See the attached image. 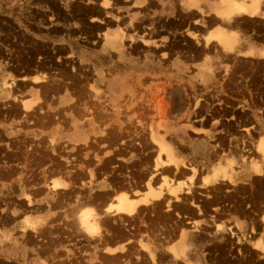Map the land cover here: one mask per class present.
<instances>
[{"label": "crops", "instance_id": "crops-1", "mask_svg": "<svg viewBox=\"0 0 264 264\" xmlns=\"http://www.w3.org/2000/svg\"><path fill=\"white\" fill-rule=\"evenodd\" d=\"M137 28L140 31L138 37L135 34ZM124 31L125 38L122 37ZM143 36L144 41L150 44L142 43ZM185 40L192 46V51L180 48L179 43ZM136 45L146 49L142 55V77H153L152 67L159 68V76L168 83L175 82L174 77L179 79L185 76L179 82L190 87H206L207 91L202 93L203 95L212 91V96L209 95L215 101L210 107L204 108L205 115L208 116L210 112L219 116L222 113L228 115L219 122L212 118H198V121L191 123L194 131L188 127L190 125L182 122L166 124L165 131L160 136L166 143L168 137L176 138L184 151L176 150L174 154L171 151L174 160L179 163V171L176 172L173 166H168L162 168L155 178L158 176L161 182L164 172V175L168 174L166 176L175 179L174 183L187 181L192 172L184 170L183 165L197 167L198 173L193 177V183L196 184L194 188L208 192L215 185L227 186L231 191L237 188L249 190L250 181L264 177V171H261V168L264 169V162L260 160L255 164V159L251 161V157L243 162V153L237 149L238 145L234 140L237 137H234L233 132L247 138L246 130L251 129L253 123H246L243 118L240 121L230 118L232 115L243 117L244 114H249L259 117L260 113L264 114V97L251 89L252 84L263 81L247 74L250 66L264 64V0H0V264H49L48 260H51L52 254L55 255L57 251L48 250L46 245L49 242L41 240L39 235L35 234L42 228L38 223H49L50 220L63 218L64 223L75 227V214L77 216L80 209L86 208L83 207L86 204L92 203L89 207L95 206L94 209H101V212L103 207L113 202V198L120 194L119 191L124 190L127 193L129 190L128 193L130 196L132 194V197H135L133 192L136 191L146 193V186L142 187L146 182L144 178L148 179L152 174L151 162L156 156L146 161L145 167L141 168L143 170L139 169L133 177L135 169H132V166L144 157L140 159L127 155L125 158H117L118 167L130 170V175L114 179L110 174L105 176L97 172L96 177L91 178L87 169L84 172L71 169V166L62 161L66 155L71 158V147L85 146L91 134L101 130V119L92 117L96 111L91 112L92 110L82 102L77 105V98L81 96L74 93L71 86L72 65L81 71H94L93 84L100 89L101 97L115 101L120 98L119 84L125 79L126 82L134 80V70L139 64ZM121 65L132 69L124 77L120 75ZM237 69L243 71L235 72ZM226 71L229 72L228 75ZM188 95L193 97L192 89ZM183 99L186 97L183 96ZM193 108L192 106L188 115L196 114ZM255 128L261 132L264 126ZM200 129L202 132H199ZM227 130L231 134L226 133ZM189 132L194 136L199 135L200 138L190 139ZM215 138L225 140L228 152H225L224 156L211 144L210 141ZM51 139L59 149V156L54 159L52 165L36 167V164H32L28 167L32 162L18 152L21 145L23 147L39 141L49 142ZM166 143L163 141L169 149ZM256 143V149L260 148L264 144V138L258 136ZM61 151L64 157L60 156ZM261 155L264 158V154ZM102 157L108 159L107 156H101V160ZM162 159L165 157L162 156ZM78 174L81 176H77ZM62 177L66 179L67 184L69 182L66 191L51 190L52 181L63 180ZM155 178L153 183L158 180ZM204 180L208 184L204 183ZM231 180L234 182H230ZM160 182L158 180L157 184ZM184 183L188 185V181ZM89 190L90 194L87 192ZM74 192L81 193V200L76 199L72 194ZM196 200L207 202L206 199ZM52 202L55 205L57 203V208ZM100 202L101 205H98ZM79 203L83 206L80 207ZM172 205L178 206L173 201ZM189 205L183 209L181 217L176 216L175 212L170 214L175 227L161 226V229L151 233L155 242L162 245L163 251L171 259L169 248L178 251L177 261L189 259V250L192 247L190 245L203 231L213 228L215 233L220 234L216 224H212V218H219L220 214H212V207L208 213L201 214L196 207ZM49 206L54 208L50 210ZM74 207H78L77 211ZM240 210L243 218L248 220L254 215H259L264 228V189L251 201H246L244 209L241 207ZM243 210H247L248 214ZM69 213L72 216L69 217ZM27 219L38 224V230L28 226ZM243 222L244 220L240 221L241 227ZM217 225L223 228V224ZM228 229L230 228H227V231ZM182 230L186 232L183 238L180 236ZM159 232L161 235L158 236ZM136 234L138 235H133L134 239L125 241L127 243L117 239L104 242L101 252H104L106 246H110L111 249H116V254L111 257L102 254L116 260L125 254L120 252L124 246L128 249V246H139L140 242L152 246V239L150 241L144 234ZM252 234L254 230L250 228V233L242 240L247 242ZM41 241L48 244L44 245ZM82 245L81 239L78 240L74 243L72 251L82 249ZM254 245L253 248L264 256L261 250L264 249V243L255 242ZM146 254L149 258L148 253ZM82 256L80 253L79 258ZM198 259L200 258L197 257Z\"/></svg>", "mask_w": 264, "mask_h": 264}, {"label": "rangeland", "instance_id": "rangeland-1", "mask_svg": "<svg viewBox=\"0 0 264 264\" xmlns=\"http://www.w3.org/2000/svg\"><path fill=\"white\" fill-rule=\"evenodd\" d=\"M106 3L107 5H110L108 2ZM122 33H123L122 37L125 38L126 31ZM139 33H140L139 29L138 28L135 29V34L137 37ZM144 38L145 37L143 36L141 39L142 43L145 45L150 44L149 42L144 41ZM179 46L184 51L193 50L190 43H188L186 40L182 43H179ZM135 50L137 51L136 55H137V59L139 60V64L138 66L135 67L134 70V80H130V82H126L125 79L124 82H121L119 84L120 98L115 101H108L104 99V97H101L100 89H98V87H95V85L93 84V79L95 77L94 71L90 69H88L87 71L84 70L81 71L74 64L71 67L70 81H71V86L73 88V92L81 96V98H77V105L79 106V104L82 102L85 106H87L90 110H92L91 112L96 111L95 116L92 115V117L101 119L99 124V128L101 130L93 132L91 134L90 140L85 144V146L81 148L79 147L77 148L74 146L71 147L72 149L71 158L68 155H66L65 159L63 160L64 163L66 162H67L66 164L69 163L68 166H71V169H79L80 171H85L87 169L88 173L92 175L91 178L95 177L94 174L95 172L101 173L105 176L111 174L112 179H114V177H119L120 175L121 177L123 175H130L129 174L130 170L126 171V168L118 167L119 165L116 163L117 158H125L127 155H130L132 157H137L140 159L144 157L143 158L144 161L143 160L142 162L139 161L136 165L132 166V169L133 168L135 169L132 175L135 176L136 172H138L139 169L143 170L141 168L145 167V161H150L153 156H157L156 153L158 150L157 147L158 145L156 143H158V141H160L161 139H163V141L166 143L164 138L160 136L163 135L166 124H170V123L176 124L178 122H182L190 125L188 127L193 129L191 123L198 121L197 120L198 118H204V119L212 118L214 120H218L217 122H219L223 117H228V115H225L224 113H222L220 116L214 115L212 112H210L208 116L205 115L203 113L204 108L210 107V104H212L215 101L213 100V98H211L212 91H210L206 95H203L202 93L207 91L206 87L198 86V85H196V87H190L187 84H183L182 82H179L180 80H183L185 76L179 79L174 77L173 80L175 82L168 83L163 77L159 76L160 73L158 70L160 69L152 67L153 73L155 72L154 74L152 73L153 77H149V76L142 77L144 72V66H143L144 59L142 60V55L144 54L146 49H144L143 46L136 45ZM226 69L228 70V67H226ZM131 70H132L131 68L127 69V67H123L121 65L120 68L121 77L128 75ZM66 71H68V69H66ZM238 71H243V69H237L235 72ZM226 74L228 75L229 72H227ZM247 74H249L250 76L254 77L257 80L261 79L263 81V82H258L257 84L255 83L252 84L251 89L257 91L258 94L264 97V64L258 63L257 65L250 66L247 69ZM224 87L227 86L224 85ZM106 88L107 87H105V89ZM48 89L49 87L47 88V91ZM190 89H192L193 97L188 95ZM209 94H211V96ZM183 96L186 97V99H183ZM192 106L194 107L193 109L194 112H196V114L188 115L189 112L191 111ZM230 118L232 120H237V121H240V119L243 118V121H245L246 123H253V126L250 127L251 129L246 130L247 138L244 136L242 137L240 133L233 132L234 137H237L236 139H234L238 145L237 149H240L241 152L243 153V158H242L243 162L247 161L248 157H251V161L255 159L254 162L255 164L257 161L260 160L264 162V158L261 155L260 149L259 148L256 149L257 137L261 136L262 139L264 138V129L261 130V132H259L256 131L257 128H255L256 126H259L260 128L264 126V114L260 113L259 117H253L249 114H244L243 117L232 115ZM199 132H202V130L200 129ZM226 133L231 134V132L228 130ZM192 135H193L192 133L189 134L190 139L200 138L199 135L197 136L194 135L192 136ZM154 139H157L158 141L155 142ZM167 142L168 143L166 144L170 147L169 148L170 153L172 151V154H174L176 150L184 151L183 147L179 145L178 140L176 138L168 137ZM210 142L212 145H215L218 152H221V156H224L225 155L224 153L228 152L225 147L224 139L215 138ZM53 145L56 146V142L52 139L49 140V142L39 141L36 144L32 143L31 145H26L28 147L24 146L23 148L21 146L20 153L21 155L23 154L25 158H27V155L29 154L30 157L28 156V159L32 160L31 161L32 163L35 162V164L39 162L38 164H36L38 165V167L49 166L52 165L54 159L59 156L57 152L58 149ZM38 151L40 153H38ZM62 153L63 152L61 151L60 156L64 157ZM172 154L171 156L173 157ZM51 155L54 158L53 157L49 158L51 157ZM36 156L40 157V158L37 157L38 158L37 162L35 160ZM101 156H107L108 159L102 157L103 159L101 160ZM160 156L162 158V156L164 155L160 154ZM32 158L34 159V161ZM42 159L43 161L45 159L44 163L43 161H38ZM86 160L88 162H86ZM107 160L108 162H106ZM106 164L107 166L109 165L110 167L109 166L107 167ZM196 169L198 168L196 167ZM99 170H101V172ZM154 170L156 171V169H154L153 167V171ZM235 170L237 171L238 169L235 168ZM153 171H151L152 174H155V171L154 172ZM175 171L177 172L179 171V169ZM261 171H264V169L261 168ZM118 172L121 173L119 174ZM161 177H166V176H161ZM230 182L233 183L234 181L231 180ZM156 183H153V186H157ZM195 185L196 184L193 183V186ZM161 186L165 187L164 182L161 183ZM263 189H264V177L258 180L250 181L249 190L247 189L242 190L237 188L234 191H231L229 187L222 185L221 186L215 185V187L210 189L208 192H201L198 188H193L192 196H187V195L181 196L180 198L182 199V202L184 204L183 203L178 204V206H176L177 208L175 207L174 209H172V212H166V210L164 211V209H166L165 207L166 203L164 201V206H163V202H161L154 205V209L153 206L147 207L145 209L144 208L141 209L138 216L139 217L141 215L142 216L140 218L137 217L138 219L137 218L133 219V221L127 218H125L124 220H114V218L106 219L104 221L105 223L104 222L102 223L103 224L102 227H104L103 228L104 231L105 232L108 231L106 232V236L104 240L110 241V239L111 240L121 239L122 242H125L126 240L124 241V238L127 240L129 239V237L130 239H134L133 235H135V233L142 232L141 234H144L147 240L150 241L151 239L153 240L150 243L152 246L147 244L144 245H146L149 248L150 252L155 256L157 260L156 264H201V263L202 264H264L263 261L264 257H262V253L253 248L255 247L254 245L255 242L264 243V228H263V224L260 221V217L259 215H254L252 219L249 218L248 220L247 218H243V213L240 210L241 207H243L244 209L246 201H251V199L255 198L256 195L261 193ZM88 193L89 194L91 193L90 190ZM72 194L76 196L77 200L80 199L81 197V193L79 192L76 193L74 192ZM196 198L206 199L208 203L198 202ZM169 199L170 202L173 201L172 198ZM192 202L194 205H197L198 212L202 210L201 214H204L205 212L208 213V210L210 211L209 209L210 207H212L211 210V212H213L212 214L214 215L215 213H217L218 215L220 214L221 217L212 218V224L213 225L223 224V230H225L226 232L224 231L222 234L221 233L217 234L213 231V228H209L208 230L203 231L198 237H196L193 240V243H191V240H189V243H191L190 246H192L189 250L190 252L189 259H183L182 261H173L171 257L168 254H166V252L163 251L162 245L158 242H155V238H152L151 233L154 230H157L158 228L161 229V226L164 227L167 226L168 224L171 226L172 217L170 214L175 212L176 216L181 217V212L183 211V209L186 208L188 204L190 203L192 204ZM249 204L250 202L248 203V207ZM170 206L172 208L174 207L171 203ZM246 211L247 210L244 211L245 214H248ZM163 212L165 213V215ZM160 213H162L161 217L159 215ZM152 215L153 217H151ZM155 215L158 216L155 217ZM64 218L66 217L64 216ZM59 220L62 221L60 222ZM225 220H229L230 222L226 223L227 221ZM241 220L242 221L244 220L243 227H241L240 225ZM53 221H50L49 223L40 222L39 225L43 226L42 227L43 229L41 228L43 231H41L40 229V231L38 230L37 232V235H39L40 238L42 235L46 236V237L44 236L45 238L42 236L43 238H41V240L45 239V241L48 240V242H50L48 244V248L51 245L52 246L49 248V250L53 249L57 251L55 254L56 257L55 255H53L49 264H81V263L108 264L111 263L110 261L117 262V263L114 262V264H146V263L153 264L149 260L147 254L142 252L140 247L141 242L139 243V246L136 245L132 246L131 247V249L133 248L132 250L130 248L127 249V251L130 250L129 252L125 253V254L128 253L127 254L128 256L125 255L127 257L126 258L123 255L121 258L124 259L122 260L120 258L122 262L121 263L119 258L118 260L117 259L112 260V258L107 259L106 255L104 254H101L100 257L103 244L99 241L97 244V242L95 241L91 242L85 240L83 237L81 238L78 229L73 226L75 230L73 229L72 231L70 229L72 225L64 223V219H55L54 223ZM113 221H115L116 224ZM118 222H120L121 224ZM140 225L143 227H141ZM136 226H139L138 229L139 231L135 230ZM58 228H61L62 230L60 229V231H58L59 230ZM105 228L108 230H106ZM227 228H230L228 229V231L232 232L234 235L231 236L230 233L227 231ZM250 228H253L254 234L249 235L250 238H248L247 242H245L242 239L246 238V235L250 233ZM64 230L65 232L68 231L70 233L72 231L73 233L71 232L70 234L69 233L66 234L64 233ZM57 231L60 234H58ZM42 232L45 233L42 234ZM129 232L131 233L128 236ZM159 235H161L160 232L158 233V236ZM237 237L239 239H237ZM79 239H81V241L83 242L82 249L74 252L72 251L74 250L73 245ZM58 240L59 242L57 243ZM261 249L264 252V249L263 248ZM96 252L98 253V255ZM80 253H82L83 255L82 258H79ZM197 257H199L200 259L197 260ZM144 260L146 261V263H144L145 262ZM104 261H106L107 263Z\"/></svg>", "mask_w": 264, "mask_h": 264}, {"label": "bare ground", "instance_id": "bare-ground-1", "mask_svg": "<svg viewBox=\"0 0 264 264\" xmlns=\"http://www.w3.org/2000/svg\"><path fill=\"white\" fill-rule=\"evenodd\" d=\"M237 7V6H236ZM242 10H244V9H242ZM251 10V9H250ZM241 11V10H240ZM236 12V11H235ZM251 13V12H250ZM226 16V15H225ZM42 79V78H41ZM34 80V82H35V79H33ZM37 81V80H36ZM79 84V83H78ZM11 85V84H10ZM15 85H17V84H15ZM11 87V86H10ZM41 87V86H40ZM49 90V89H48ZM41 98V97H40ZM39 100V99H38ZM12 108V107H11ZM37 110H38V108H37ZM16 113V112H15ZM38 113V112H37ZM36 114V113H35ZM10 116V115H9ZM43 118V117H42ZM87 137V136H86ZM84 138V137H83ZM113 138V137H112ZM85 139V138H84ZM110 139V138H109ZM15 140V139H14ZM112 140V139H111ZM154 141L155 142H157L158 140L157 139H154ZM13 144V143H12ZM11 144V145H12ZM26 144V143H25ZM158 146V150H157V156H156V158L153 160V162H151V163H153L151 166H153L154 167V169H156V171H155V174H149L150 176H149V178L148 179H146V177L144 178L145 180H146V182H145V184H144V186H142V187H145L146 186V190H145V194H141L140 192H138V191H136V192H133V195H135V197H136V195H140L141 196V199H139V197L137 196L136 198L135 197H132V194H131V196H130V194L128 193L129 192V190H128V192L127 193H125L124 192V190H123V192H121V191H119V193L120 194H116L117 196H115L113 199V202H110V203H108V205H106L105 206V208L103 207V209H102V211L100 212V210L99 209H94L95 208V206H94V208L92 207H89V205L90 204H92V203H89L88 205L86 204L85 206H83L82 204H83V202H81L82 204H81V206H83V207H86V208H84V209H80V211H78V213H77V216H76V214H75V221H76V224L77 225H75L73 222V224L75 225V227L77 226V229H78V232H79V234H80V236H81V238L83 237L85 240H87V241H91V242H96V241H99V242H101L102 244H103V242H106L105 240H104V238H105V236H106V232H108V231H104V227H102V223L106 220V219H112V218H114V220H124L125 218H127V219H131L132 221H133V219H135V218H140L138 215H139V212H140V210L142 209V208H147V207H150V206H153V209H154V205H156V204H158V203H161V202H163V206H164V201H165V207H166V209H164V211L166 210V212H171L172 211V209H174L175 208V206L172 208L171 206H170V203L172 204V202H170V199L169 198H172V200H173V203H176V204H180V203H183L182 202V199L180 198L181 196H183V195H187V196H192V194H193V192H192V190H193V188H194V186H193V177L195 176V174L197 173V170L198 169H196V168H194V167H190V166H186V165H183V168H184V170L185 169H188V170H190L191 172H192V175H191V177L187 180L188 181V185L187 184H185L184 182H187V181H181L180 180V182L179 181H177L176 183H174L175 181V179L173 180V179H171V178H169V176H166V175H168V174H166V175H164V172H163V174H162V176H166V177H161V182H160V179L159 178H157L158 180H159V184H157L156 182H158V180L156 181V182H154V183H156L157 184V186H153V179L155 178V176L157 175V173L159 172V173H161L160 171H161V169L162 168H165V167H167L168 168V166H173L174 167V169L175 170H178L179 168H178V165H179V163L178 162H176L175 160H174V158L171 156V153H170V151H169V149H167V147L163 144V141H158V143H156ZM22 146V145H21ZM53 146H55V145H53ZM18 147V146H17ZM56 147V146H55ZM23 148H24V146H23ZM22 148V149H23ZM52 148H54V147H52ZM33 149V148H32ZM31 149V150H32ZM260 149V151H261V153L262 154H264V144L259 148ZM55 150H57V149H55ZM59 150V149H58ZM58 150H57V152H58ZM4 151V150H3ZM37 151V150H36ZM5 152V151H4ZM18 152H20L19 150H18ZM7 153V152H6ZM9 153V152H8ZM23 153V152H22ZM27 153V152H26ZM38 153H40L39 151H38ZM11 154V153H10ZM14 154V153H13ZM21 154V153H20ZM31 154H33V153H31ZM43 154V153H42ZM56 154V153H55ZM59 154V153H58ZM61 154V153H60ZM160 154H162V155H164V157H165V159H162L161 158V156H160ZM8 155V154H7ZM6 155V156H7ZM23 155V154H22ZM47 155H48V153H47ZM21 156V155H20ZM20 156H18V157H20ZM28 156H29V154L27 155V158L26 159H28ZM43 156V155H42ZM56 156V155H55ZM22 157V156H21ZM21 157H20V159H21ZM30 157V156H29ZM38 156H36V162H37V159L38 158H40V157H38ZM46 157H49V156H46ZM53 156L51 155V157H49V158H52ZM57 157V156H56ZM5 158V157H4ZM33 158H34V155H33ZM32 158V159H33ZM43 158V157H42ZM45 158V157H44ZM54 158V157H53ZM147 158V157H146ZM22 159H23V157H22ZM25 159V160H26ZM162 159V160H161ZM3 160V159H2ZM5 160V159H4ZM24 160V159H23ZM148 160V159H147ZM15 161V160H14ZM17 161V160H16ZM19 161V160H18ZM32 161V160H31ZM30 161V162H31ZM33 161H34V159H33ZM38 161H43V159L42 160H38ZM44 161H45V159H44ZM44 161H43V163H44ZM46 161H47V159H46ZM63 161V163H64V160H62ZM144 161V160H143ZM8 162V161H7ZM70 162V161H69ZM106 162H108V160L106 161ZM142 162V161H141ZM146 162V161H145ZM22 163V162H21ZM27 163V162H26ZM39 162H37L36 164H38ZM41 163V162H40ZM55 163V162H54ZM63 163H62V165H63ZM67 163V162H66ZM66 163H64V164H66ZM150 163V162H149ZM15 164V163H14ZM34 165L35 166V163H31V164H29L28 165V167L30 166V165ZM61 164V163H60ZM69 164V163H68ZM68 164H66V165H68ZM103 164V163H102ZM56 164H54V166H55ZM57 165H59V164H57ZM23 166H24V164H23ZM38 165H36V167H37ZM43 166V165H42ZM104 166V165H103ZM106 166H107V164H106ZM109 166V165H108ZM107 166V167H108ZM143 166V165H142ZM149 166H150V164H149ZM14 167V166H13ZM25 167H27V166H25ZM48 167H50V165L48 166ZM68 167V166H67ZM110 167V166H109ZM15 168V167H14ZM31 168V167H30ZM54 168V167H53ZM62 168V167H61ZM64 168V167H63ZM149 168V167H148ZM11 169H12V167H11ZM20 169V168H19ZM35 169V168H34ZM33 169V170H34ZM37 169V168H36ZM67 169V168H66ZM100 169V168H99ZM123 169V168H122ZM170 169V168H169ZM55 170V169H54ZM115 170V169H114ZM145 170V169H144ZM171 170V169H170ZM31 171V170H30ZM100 172H101V170H99ZM110 171V170H109ZM119 171V170H118ZM153 171V172H154ZM36 172V171H35ZM56 172V171H55ZM59 172V171H58ZM62 172V171H61ZM75 172H76V170H75ZM84 172V171H83ZM93 172V171H92ZM143 172V171H142ZM148 172H150V171H148ZM11 173V172H10ZM27 173V172H26ZM51 173V172H50ZM86 173V172H85ZM96 173V172H95ZM94 173V174H95ZM108 173H110V172H108ZM117 173V172H116ZM119 173V172H118ZM121 173V172H120ZM119 173V174H120ZM138 173V172H137ZM140 173V172H139ZM158 173V174H159ZM176 173V172H175ZM2 174V173H1ZM81 174H83V173H81ZM81 174H78L77 176H81ZM90 174V173H89ZM100 174V173H99ZM115 174V173H114ZM180 174H182V172L180 173ZM36 175V174H35ZM48 175V174H47ZM64 175V174H63ZM67 175H68V172H67ZM97 175V174H96ZM111 175V174H110ZM138 175V174H137ZM139 175H141V173L139 174ZM145 175H146V173H145ZM55 176V175H54ZM61 176H62V174H61ZM60 176V177H61ZM77 176H75V180L77 179L76 177ZM83 176H84V174H83ZM86 176V175H85ZM90 176H92V175H90ZM112 176V175H111ZM121 176V175H120ZM143 176H144V173H143ZM161 176V175H160ZM171 176V175H170ZM175 176V175H174ZM49 177V176H48ZM66 177V176H65ZM68 177H70V178H72L71 176H68ZM96 177V176H95ZM122 177H124V176H122ZM132 177H133V175H132ZM141 177V176H140ZM63 178V177H62ZM121 178V177H120ZM155 178V179H156ZM180 178V177H179ZM48 179V178H47ZM59 179V178H58ZM61 179V178H60ZM59 179V180H60ZM68 179V178H67ZM82 179V178H81ZM80 179V180H81ZM85 179V178H84ZM103 179H105V178H103ZM107 179V178H106ZM143 179V180H144ZM63 180H64V182H63ZM63 180L61 179L60 181H55V180H53L52 181V184H51V190H57V189H64L65 190V188H67L68 187V184H69V182H68V184L66 183L67 181H65L66 179H64L63 178ZM69 180V179H68ZM73 180V179H72ZM79 180V179H78ZM129 180V179H128ZM186 180V179H185ZM44 181V180H43ZM49 181V180H48ZM94 181V180H93ZM98 181V180H97ZM96 181V182H97ZM107 181V180H106ZM119 181V180H118ZM77 183H79L78 181H76ZM111 182H113V181H111ZM117 182V181H116ZM123 182H125V180L123 181ZM122 182V183H123ZM162 182H164V185H165V187H162L161 186V183ZM74 183V182H73ZM95 183V182H94ZM115 183V182H114ZM121 183V182H120ZM119 183V184H120ZM128 183V182H127ZM144 183V182H143ZM204 183H207V181H205L204 180ZM203 183V184H204ZM49 184V185H50ZM106 184V183H105ZM113 184V183H112ZM116 184V183H115ZM124 184V183H123ZM135 184V183H134ZM140 184V183H139ZM208 184V183H207ZM71 185H72V183H71ZM86 185V184H85ZM114 185V184H113ZM118 185V184H117ZM122 185V184H121ZM120 185V186H121ZM130 185H131V182H130ZM142 184H140V186H141ZM205 185V184H204ZM75 186V185H74ZM88 186H90V185H88ZM108 186V185H107ZM111 186V185H110ZM137 185H135V187H136ZM114 187V186H113ZM122 187V186H121ZM120 187V188H121ZM127 187V186H126ZM185 187V188H184ZM75 188V187H74ZM116 188V187H115ZM134 188V187H133ZM137 188V187H136ZM123 189V188H122ZM63 190V191H64ZM68 190V189H67ZM75 190V189H74ZM107 190V189H106ZM132 190H134V189H132ZM50 191V190H49ZM66 191V190H65ZM71 191V190H70ZM77 191V190H76ZM126 191H127V188H126ZM140 191V190H139ZM218 191V190H217ZM58 191H56V193H57ZM72 192V191H71ZM83 191H81V193H82ZM86 192V191H85ZM87 192H89V191H87ZM117 192V191H116ZM195 192V191H194ZM98 193H99V191H98ZM103 193V192H102ZM109 193V192H108ZM108 193H107V195H108ZM140 193V194H139ZM216 193H218V192H216ZM37 194H38V192H37ZM64 194V193H63ZM69 194V193H68ZM71 194V193H70ZM83 194V193H82ZM221 194V193H220ZM60 195V194H59ZM61 195H62V193H61ZM60 195V196H61ZM72 195V194H71ZM74 195V194H73ZM112 195V194H111ZM111 195H110V197H111ZM58 196V195H57ZM59 196V197H60ZM94 196V195H93ZM93 196H91V197H93ZM103 196H104V194H103ZM114 196V195H113ZM34 197V196H33ZM53 197V196H52ZM64 197V196H63ZM90 197V198H91ZM100 197V196H99ZM212 198V197H211ZM225 198V197H224ZM57 199V198H56ZM68 199V198H67ZM92 199V198H91ZM193 199V198H192ZM209 199V198H208ZM63 200V199H62ZM71 200V199H70ZM75 200V199H74ZM80 200H81V198H80ZM79 200V201H80ZM90 200V199H89ZM186 200V199H185ZM215 200V199H214ZM63 201H66V200H63ZM68 201V200H67ZM83 201V200H82ZM90 201H92V200H90ZM89 201V202H90ZM104 201V203H105V200H103ZM106 201H107V198H106ZM111 201V200H110ZM191 201V200H190ZM192 201H195V200H192ZM207 201V200H206ZM258 201V200H257ZM55 202V201H54ZM57 202V201H56ZM87 202H88V200H87ZM86 202V203H87ZM101 202H102V200H101ZM101 202H100V204H98V205H101ZM58 203V202H57ZM57 203H56V205H57ZM64 203V202H63ZM62 203V205H64ZM85 203V202H84ZM94 203V202H93ZM103 203V204H104ZM208 203V202H207ZM215 203V202H214ZM219 203H220V201H219ZM218 203V204H219ZM52 204H53V202H52ZM52 204H51V206H52ZM59 204V203H58ZM106 204V203H105ZM184 204V203H183ZM188 204V203H187ZM191 204V203H190ZM257 204V203H256ZM55 204H53V206L55 207L56 206ZM77 205H78V203H77ZM185 205H186V203H185ZM189 205V204H188ZM215 205H217V204H215ZM222 205V204H221ZM58 206V205H57ZM57 206L55 207V208H57ZM79 206H80V203H79ZM78 206V207H79ZM80 206V207H81ZM88 206V207H87ZM91 206H93V205H91ZM192 206H194V207H196V208H198L197 207V205H194L193 204V202H192V204H191V207ZM48 207V206H47ZM50 207V206H49ZM54 207H50V210H51V208H54ZM60 207H63V206H60ZM59 207V208H60ZM76 207V206H75ZM75 207L73 208V209H75ZM77 207V208H78ZM82 207V208H83ZM185 207V206H184ZM189 207H190V205H189ZM28 208V207H27ZM26 208V209H27ZM65 208V207H64ZM63 208V209H64ZM76 208V209H77ZM99 208V207H98ZM177 208V207H176ZM72 209V210H73ZM75 209V210H76ZM151 209V208H150ZM200 209V208H199ZM67 210V209H66ZM71 210V213L73 212ZM99 211V212H97V211ZM162 210V209H161ZM177 210H179V209H177ZM204 210V209H203ZM70 211V210H69ZM69 211H67V212H69ZM77 211V210H76ZM143 211V210H142ZM202 211V210H201ZM201 211H200V213H201ZM154 212V211H153ZM153 212H152V214H153ZM156 212V211H155ZM64 213V212H63ZM142 213V212H141ZM144 213V212H143ZM151 213V212H150ZM164 213V212H163ZM185 213V212H184ZM55 214H57V213H55ZM73 214H74V212H73ZM155 214V213H154ZM161 214L162 213H160L159 215H160V217H161ZM192 214V213H191ZM190 214V215H191ZM59 215H62V214H60L59 213ZM68 215V214H67ZM150 215V214H149ZM164 215H165V213H164ZM173 215H175V214H173ZM178 215V214H177ZM58 216V215H57ZM69 217L70 216H72V214H70L69 213V215H68ZM156 216H158V215H155V217ZM169 216V215H168ZM188 216V215H187ZM68 217V218H69ZM151 217H153V215L151 216ZM170 217V216H169ZM168 217V218H169ZM59 218V217H58ZM74 218V217H73ZM73 218H71V219H73ZM137 218V219H138ZM167 218V217H166ZM202 218V217H201ZM39 219H41V218H39ZM51 219H53V218H51ZM60 219H63V218H60ZM143 219V218H142ZM145 219V218H144ZM161 219V218H160ZM165 219V218H164ZM50 220V219H49ZM130 220V221H131ZM153 220V219H152ZM163 220V219H162ZM171 220V219H170ZM170 220H169V223H170ZM51 221V220H50ZM49 221V222H50ZM54 221H55V219H54ZM54 221H53V223H54ZM60 221V220H59ZM62 221V220H61ZM60 221V222H61ZM129 221V220H128ZM137 221V220H136ZM146 221V220H145ZM156 221V220H155ZM173 221H174V219H173ZM263 221H264V218H263ZM35 222V221H34ZM68 222L69 223H71V221H69V219H68ZM114 223H115V221H113ZM151 222H153V221H151ZM160 222V221H159ZM163 222V221H162ZM63 223V222H62ZM105 223V222H104ZM108 223H109V221H108ZM118 223H120V222H118ZM145 223V222H144ZM165 223H166V221H165ZM168 223V222H167ZM177 223V222H176ZM26 224L28 225V226H30V227H33V228H35V230L37 229L38 230V224H40V223H38V224H36V223H31L30 221H29V219H27L26 220ZM51 224V223H50ZM110 224H112V223H110ZM116 224V223H115ZM121 224V223H120ZM119 224V225H120ZM172 224V223H171ZM63 225V224H62ZM66 225V224H65ZM72 225V224H71ZM114 225V224H113ZM133 225V224H132ZM169 225V224H168ZM173 225V224H172ZM42 226V225H41ZM129 226H131V225H129ZM141 226V225H140ZM152 226V225H151ZM154 226V225H153ZM174 226V225H173ZM180 225H178V227H179ZM43 227V226H42ZM69 227V226H68ZM71 227V226H70ZM107 227V226H106ZM121 227V226H120ZM133 227V226H132ZM137 227V226H136ZM166 227V226H165ZM171 227V226H170ZM181 227V226H180ZM196 227H197V225H196ZM200 227V226H199ZM216 227V229H217V231H219L220 233L221 232H223L224 230H223V228L220 226V225H216L215 226ZM65 228V227H64ZM113 228V227H112ZM119 228V227H118ZM126 228V227H125ZM138 228V227H137ZM198 228V227H197ZM43 229V228H42ZM41 229V231H43ZM59 230L58 231H60V229L61 228H58ZM72 231H73V229H74V227H73V225H72V227L70 228ZM69 229V230H70ZM106 229V228H105ZM123 229V228H122ZM128 229H130V228H128ZM139 229V228H138ZM138 229H136L137 231H139ZM143 229V228H142ZM150 229V228H149ZM33 230V229H32ZM45 230V229H44ZM62 230V229H61ZM75 230V229H74ZM106 230H108V229H106ZM124 230H126V229H124ZM123 230V231H124ZM147 230V229H146ZM166 230V229H165ZM54 231V230H53ZM57 231V232H58ZM67 231V230H66ZM71 231V232H72ZM113 231V230H112ZM130 231V230H129ZM144 231V230H143ZM151 231V230H150ZM169 231V230H168ZM178 231H179V229H178ZM34 232V231H33ZM36 232V231H35ZM34 232V233H35ZM70 232V233H71ZM75 232V231H74ZM115 232V231H114ZM127 232V231H126ZM135 232V231H134ZM141 232V231H140ZM229 233H230V235L232 236V235H234L232 232H230V231H228ZM45 232H42V234H44ZM64 233H69L68 231L67 232H65V230H64ZM69 233V234H70ZM73 233V232H72ZM111 233V232H110ZM113 233V232H112ZM131 232H129L128 233V236H129V234H130ZM142 233V232H141ZM154 233V232H153ZM169 233V232H168ZM175 233V232H174ZM185 231L184 230H182L181 231V234H180V236H181V238H183L184 236H185ZM217 233V232H216ZM35 234H37V233H35ZM54 234V233H53ZM58 234H60L59 232H58ZM127 234V233H126ZM77 235V234H76ZM108 235V234H107ZM111 235V234H110ZM109 235V236H110ZM138 234H136L135 233V236H137ZM169 235V234H168ZM43 236V235H42ZM41 236V238H43ZM71 236V235H70ZM122 236V235H121ZM46 237V236H45ZM44 237V238H45ZM58 237H59V235H58ZM73 237H74V235H73ZM73 237H72V239H73ZM79 237V236H78ZM118 237H119V235H118ZM124 237V236H123ZM125 237H126V235H125ZM134 237V236H133ZM142 237V236H141ZM171 237V236H170ZM68 238V237H67ZM135 238V237H134ZM43 240V239H42ZM80 240V239H79ZM111 240V239H110ZM127 241V239H125L124 238V241ZM128 240H130V237H129V239ZM48 241V240H47ZM49 241H51V240H49ZM115 241V240H114ZM120 241H121V239H120ZM165 241V240H164ZM239 241V240H238ZM38 242V241H37ZM42 242V241H41ZM59 242V240L57 241V243ZM78 242V241H77ZM113 242V241H112ZM116 242V241H115ZM42 243H44V242H42ZM42 243H40V244H42ZM50 243V242H49ZM56 243V242H55ZM98 243V242H97ZM111 243V242H110ZM117 243H118V241H117ZM123 243H127V242H123ZM130 242L128 241V244H129ZM239 243V242H238ZM46 244H48V243H44V245H46ZM53 244V243H52ZM105 244V243H104ZM107 244V243H106ZM116 243H114V245H115ZM121 244V243H120ZM91 245V244H90ZM97 245V244H96ZM122 245V244H121ZM242 245V244H241ZM42 246H43V244H42ZM47 247H48V245H46ZM46 246H44V247H46ZM50 246V245H49ZM52 246V245H51ZM50 246V247H51ZM99 246V245H98ZM101 246V245H100ZM116 246V245H115ZM114 246V248H116ZM131 246V245H130ZM41 247V246H40ZM49 247V248H50ZM127 247V246H126ZM140 247H141V250L142 251H144V252H146V253H148V255H149V260L153 263V264H156L157 262V260H156V258H155V256L150 252V250H149V248L146 246V245H144V244H141L140 243ZM139 247V248H140ZM127 248H129V246L127 247ZM226 248V247H225ZM45 249V248H44ZM43 249V250H44ZM100 249V248H99ZM130 249H131V247H130ZM133 249V248H132ZM131 249V250H132ZM163 249V248H162ZM42 250V249H41ZM49 250V249H48ZM94 250V249H93ZM104 252H101L100 253V257H101V254L102 253H105V254H107L108 256L110 255V257L111 256H114V254H116V249H111L110 248V246L108 247V246H106L104 249ZM262 250V249H261ZM45 251V250H44ZM46 251H47V249H46ZM45 251V252H46ZM130 250H128L127 251V249L125 248V246H124V248L122 247L121 249H120V252L121 253H126V252H129ZM139 251V250H138ZM169 251L171 252L170 254H171V256H172V259H173V261H177L176 259H177V257H179V253H178V251L175 249V248H169ZM42 252V251H41ZM40 251H39V253H41ZM254 252V251H253ZM97 253V252H96ZM120 253V254H121ZM132 253H134V252H132ZM256 253V252H255ZM44 254V253H43ZM42 254V255H43ZM128 254V253H127ZM127 254H124V256L125 255H127ZM131 254V253H130ZM136 254V253H135ZM94 255V254H93ZM97 255H98V253H97ZM39 256V255H38ZM44 256V255H43ZM42 256V257H43ZM52 256H53V254H52ZM128 256V255H127ZM258 256V255H257ZM45 257H47V256H45ZM55 257H56V255H55ZM104 257V256H103ZM117 256H115V258H116ZM126 257V256H125ZM262 257H264L263 255H262ZM44 258V257H43ZM113 258V257H112ZM118 258L119 257H117V260H118ZM121 258V257H120ZM119 258V259H120ZM127 258V257H126ZM98 259V258H97ZM106 259V258H105ZM108 259V258H107ZM106 259V260H107ZM124 258H122V260H123ZM100 260V259H99ZM101 260H102V258H101ZM103 260H104V258H103ZM112 260H114V259H112ZM140 260H141V258H140ZM146 260V259H145ZM144 260V261H145ZM48 261H50V260H48ZM109 261V260H108ZM126 261V260H125ZM143 261V262H144ZM253 261V260H252ZM251 261V262H252ZM264 261V260H263ZM263 261H262V263H263ZM47 262V261H46ZM81 262V261H80ZM102 262V261H101ZM104 262H106V261H104ZM111 263H108V264H114V262L115 261H110ZM120 262H121V259H120ZM213 262V261H212ZM247 262V261H246ZM250 262V261H249ZM39 263H40V261H39ZM107 263V262H106ZM115 263H117V262H115ZM122 263V262H121ZM130 263V262H129ZM144 263H146V261L144 262ZM82 264V263H81ZM103 264V263H102ZM147 264V263H146ZM202 264V263H201Z\"/></svg>", "mask_w": 264, "mask_h": 264}]
</instances>
